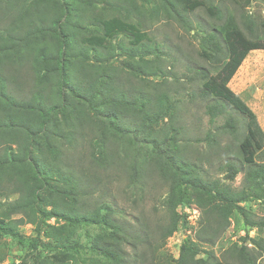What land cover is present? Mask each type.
Wrapping results in <instances>:
<instances>
[{"label": "trees", "instance_id": "obj_1", "mask_svg": "<svg viewBox=\"0 0 264 264\" xmlns=\"http://www.w3.org/2000/svg\"><path fill=\"white\" fill-rule=\"evenodd\" d=\"M100 1L0 0V10L11 20L7 31L0 33V189L13 186L10 190L19 195L0 205V237H10L22 246L28 244L25 258L11 264H78L80 251L85 248L94 255L86 263L125 264L124 245L132 241L130 245L137 250L139 244L146 243L133 234V226L119 222L111 205L87 204L91 184L84 185L86 176L81 171L78 175L67 155L68 147L75 148L78 138L85 136L83 129L87 134L100 131L101 137L95 140L98 151L92 159L96 165L110 164L106 134L113 136L115 132L127 145H133L132 183L140 180L147 167L170 183L164 205L171 222L163 239L188 224L177 212L178 207L202 211L209 226L201 228L202 237L197 241L184 240L176 264H217L212 248L234 214L239 217L240 230L256 228L258 237L250 238L247 233L241 238L243 243L233 244L227 254L240 264H257L258 258L264 257V218H254L243 205L250 198L264 204V131L256 114L229 86L247 56L264 50V36L255 34L256 21L250 17L247 22L250 36L229 19L218 32L221 39L211 34L203 41V57L217 65L213 74L201 73L202 93L215 101L207 105L208 115L213 120L231 106L247 119L245 136L239 142L242 167L228 165L230 181L244 174L242 189L235 190L231 184L200 178L195 167L172 146L178 131L161 135L160 122L175 110L166 93L144 96L124 89L114 66L118 58L115 51L120 48L124 52V48L114 42L121 35L129 38V68L137 76L144 73L145 67L140 65L147 63L144 57L150 53L140 54L139 49L150 37L139 23L109 15L106 10L95 12ZM182 2L192 12L204 5L200 0ZM210 10L220 13L215 8ZM27 63L34 85L30 96L17 97L11 90L14 81L9 78H13L4 72L9 66ZM100 113L105 122L99 119ZM125 116L133 119L131 125L125 124ZM225 128L234 126L228 121ZM167 138L172 148L167 146ZM149 144L156 149L155 154L143 155L140 150ZM156 154L158 159L153 157ZM51 219L56 224H49ZM213 223L222 226L211 230ZM25 225L34 227L35 238L26 240L20 234L19 227ZM85 227L98 228L99 233L83 245L74 234ZM249 243L253 246L248 247ZM201 254L204 258L199 257Z\"/></svg>", "mask_w": 264, "mask_h": 264}, {"label": "rangeland", "instance_id": "obj_2", "mask_svg": "<svg viewBox=\"0 0 264 264\" xmlns=\"http://www.w3.org/2000/svg\"><path fill=\"white\" fill-rule=\"evenodd\" d=\"M200 1L204 5L193 12L185 8L182 0H101L94 11L106 10L109 15L121 16L128 21L139 23L142 30L149 34L150 40L145 41L144 47L139 50L140 54L143 51L150 53L144 57L147 63L140 65L145 67L144 73L137 76H133L129 68L130 57L127 54L131 50L129 38L121 35L114 42L124 48V52L120 48L115 51L118 58L114 62L121 81L125 83L124 89L130 90L134 95L144 94V96L166 93L174 103L175 110L171 117L160 122L161 135L164 136L168 131H174L173 134H176V131L179 132L172 146H175L186 163L195 167L200 178L205 181L217 180L224 184H231L235 190H241L244 180L243 172L234 181L227 179V174L229 164L242 167L239 142L245 136L247 119L231 106L227 107L225 114L213 120L208 115L207 105L215 101L204 97L201 73L213 74V69L217 65L203 57L205 49L203 41L211 34H216L221 39L218 32L229 19H232L247 36H250L246 28L250 17L254 18L258 26L255 34L264 36L262 25L264 0ZM212 8L220 13L212 14L210 10ZM10 21V17L0 10V33L7 31ZM90 56L96 62L93 52ZM136 60L138 61L139 57H136ZM153 72L156 74L153 75ZM262 72L260 76L264 78V68ZM4 74L13 78L9 80L14 81L11 84V90L15 96H23V98L30 96L29 92L34 85L30 63L21 67L9 66ZM238 83L239 80L235 76L230 85L231 88L236 90ZM262 86L264 87V79ZM98 116L105 122L104 114L100 113ZM124 121L125 124L131 125L133 119L125 116ZM228 121L233 124V129L225 128ZM83 132L85 136L78 138L75 148L68 147L67 150L70 151L67 155L69 163L78 175L81 171L86 176L84 185L91 184L92 194L86 196L87 204L93 207L103 203L111 205L116 211L119 222L130 224L134 228L133 234L135 232L147 240L146 243L139 244L137 250L135 246L130 245L132 241L124 245L125 264H176L184 240L197 241L196 238L202 237L201 228L209 226V223L206 224L207 219L205 221L202 218L204 217L202 211L199 220L190 224L191 226L189 224L180 226L172 236L163 239V232L171 222L169 212L164 205L170 183H166L158 171L152 167H147L142 172L140 180L132 183L129 176L130 166L135 156L133 145L131 147L127 145L115 132H112L113 136L106 134L108 148L105 151L108 153L110 164L107 163L106 167L98 166L95 162L94 164L93 154L98 151L95 140L101 137L100 131L87 134L83 129ZM170 140L167 138L166 144L172 148L168 144ZM165 149L166 146L163 147L164 151ZM155 150L154 146L149 144L142 147L140 152L143 155L149 152L155 154ZM153 157L158 159L157 154ZM2 188L0 189V205L18 198L19 195L10 190L13 186H8L5 190ZM185 190L190 191L188 188ZM243 206L253 213L254 218H264L262 201L250 198V201ZM178 210L179 207L177 209L179 213ZM13 218L19 219L18 216ZM238 220L237 215L231 216L227 230L217 238L214 246L217 258L229 264H232V260L227 254L228 248L237 244L236 241L243 243L241 241L243 237H238L236 241L232 240V237L238 236V230L241 231L237 226ZM48 223L54 225L56 220L51 219ZM213 225L214 228L211 230L215 227H217L215 230H218L222 226L221 223H213ZM19 232L26 240L36 237L32 225L19 227ZM97 233H99L98 228H80L75 230L74 238L76 240L79 238L80 243L85 245L89 238ZM42 240L44 241L43 238ZM150 245L157 249L150 248ZM201 247L209 249L206 245ZM27 251L28 244L22 246L10 237H0V264L21 262ZM204 256L201 254L199 257ZM91 257H94L93 253L85 248L80 251L78 264H89L86 262H89L88 259ZM257 263L264 264V257L258 258Z\"/></svg>", "mask_w": 264, "mask_h": 264}, {"label": "crops", "instance_id": "obj_3", "mask_svg": "<svg viewBox=\"0 0 264 264\" xmlns=\"http://www.w3.org/2000/svg\"><path fill=\"white\" fill-rule=\"evenodd\" d=\"M262 68H264V50L252 51L244 60L239 70L235 74V76L239 80L236 90H233V88H231L230 86L235 76L229 83V86L256 114L259 124L264 131V87L262 86V81L264 78L260 76L263 73ZM242 231L243 230L241 231L238 230V236L232 237V240L236 241L238 237H243ZM248 234L249 237L251 238L258 237V231L256 228L251 229L248 232ZM236 242L238 243V241ZM239 244L241 245V243ZM252 246L253 245L251 244V246L249 247ZM214 249L215 248L213 247L212 250L214 251ZM216 259H217V264L218 263L229 264L226 261H221L220 259L217 258V256ZM231 260H232V264H240L238 260L235 261L232 258Z\"/></svg>", "mask_w": 264, "mask_h": 264}, {"label": "built area", "instance_id": "obj_4", "mask_svg": "<svg viewBox=\"0 0 264 264\" xmlns=\"http://www.w3.org/2000/svg\"><path fill=\"white\" fill-rule=\"evenodd\" d=\"M178 211L179 214L184 216V218L188 221L189 225L199 220V218L201 217V211L197 207L180 206ZM242 232H243L242 233L243 237H245L248 233L247 231L244 230Z\"/></svg>", "mask_w": 264, "mask_h": 264}]
</instances>
